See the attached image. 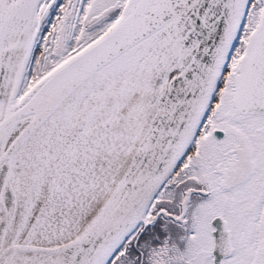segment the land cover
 <instances>
[{
    "label": "snow or ice",
    "instance_id": "obj_1",
    "mask_svg": "<svg viewBox=\"0 0 264 264\" xmlns=\"http://www.w3.org/2000/svg\"><path fill=\"white\" fill-rule=\"evenodd\" d=\"M0 264H264V0H0Z\"/></svg>",
    "mask_w": 264,
    "mask_h": 264
}]
</instances>
